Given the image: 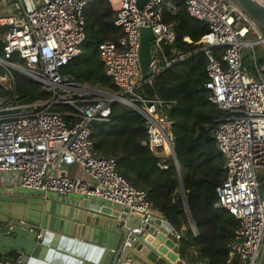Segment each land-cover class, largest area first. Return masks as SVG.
Returning a JSON list of instances; mask_svg holds the SVG:
<instances>
[{
    "label": "built area",
    "instance_id": "2783aa9c",
    "mask_svg": "<svg viewBox=\"0 0 264 264\" xmlns=\"http://www.w3.org/2000/svg\"><path fill=\"white\" fill-rule=\"evenodd\" d=\"M94 0H0L11 5L0 18L7 27L0 35L3 49L0 66L5 73L0 84L10 92L0 97V191L21 188L51 194L99 199L132 214L150 216L147 192L136 188L117 169L113 157H99L91 139L92 123L107 121L111 105L118 102L138 108L146 119L150 146L171 152L172 121L159 98L137 95L143 81L151 82L174 58L153 57L144 78L140 61L142 28L153 31V44L164 48L174 41L171 25L163 21V8L176 12L175 0H107L115 24L123 31L118 43L99 44L105 73L121 93H112L71 76L61 69L82 53L86 40L85 9ZM189 14L205 22L208 31L198 42L206 62L208 99L229 116L215 131L217 146L225 158V179L217 187L216 207L227 209L241 221L239 242L230 251L228 264H257L264 240V64L254 55L255 71L243 61L242 48L264 43V33L234 0H177ZM264 8V0H254ZM251 31L258 37L250 39ZM185 40L191 42L189 37ZM18 55L22 66L11 58ZM40 84L45 100L22 101L15 93L14 72ZM74 110L61 112L56 105ZM169 106V105H167ZM166 148V149H165ZM77 165L80 174L67 168ZM191 228L196 231L194 223ZM180 237V235H178Z\"/></svg>",
    "mask_w": 264,
    "mask_h": 264
},
{
    "label": "trees",
    "instance_id": "16d2710c",
    "mask_svg": "<svg viewBox=\"0 0 264 264\" xmlns=\"http://www.w3.org/2000/svg\"><path fill=\"white\" fill-rule=\"evenodd\" d=\"M174 3L178 7L176 12L167 6L163 8V21L171 25L175 35L174 41L164 47L165 56L190 55L185 60L173 62L151 82L143 81L136 93L164 102L173 123V146L178 163L171 152L162 155L150 146L144 116L118 102L112 103L107 121L92 123L91 139L97 156L115 158L118 172L136 188L147 192L152 210L162 214L178 231L186 226L180 245L181 257L187 263L228 264L230 251L239 242L241 221L227 209L216 207L217 187L225 179L226 160L217 146L215 131L219 121L229 114L208 99L209 92L204 86L208 76L198 42L208 26L189 14L185 2L175 0ZM85 19L86 40L82 53L61 72L90 87L121 93L106 75L98 53L99 44L118 43L124 35L115 24L111 4L107 0H94L85 9ZM6 29L0 25V35ZM11 60L25 66L16 54ZM243 61L249 70L255 71L254 60L248 63L243 56ZM257 61L264 64L262 58ZM4 73L5 69L0 66V76ZM144 78L150 77L144 74ZM14 80L15 93L22 101L48 98L39 83L21 73L15 71ZM9 94L0 84V97ZM54 110L72 112L74 109L61 104ZM259 178L264 185V175Z\"/></svg>",
    "mask_w": 264,
    "mask_h": 264
},
{
    "label": "water",
    "instance_id": "95a60500",
    "mask_svg": "<svg viewBox=\"0 0 264 264\" xmlns=\"http://www.w3.org/2000/svg\"><path fill=\"white\" fill-rule=\"evenodd\" d=\"M234 1L264 31V8L254 0ZM153 39L152 29L142 28L144 74L158 54ZM171 154L177 162L174 147ZM20 191H0V264H187L180 256L185 231L178 233L165 218L90 198L67 205ZM257 264H264V240Z\"/></svg>",
    "mask_w": 264,
    "mask_h": 264
},
{
    "label": "crops",
    "instance_id": "0c3cea01",
    "mask_svg": "<svg viewBox=\"0 0 264 264\" xmlns=\"http://www.w3.org/2000/svg\"><path fill=\"white\" fill-rule=\"evenodd\" d=\"M10 9H11V5H9V4H6L5 6H1L0 7V18L6 17L10 13ZM0 25L3 26L1 23H0ZM161 153H162V155H165L166 152H161ZM67 170H68V173H72L73 175L74 174H77V175L80 174V169L77 165H72V166L68 167ZM16 190L18 191V190H23V189L17 188ZM20 192H22V191H20ZM26 192H29V194L38 193L40 196H43V194H41L39 192H33V191H26ZM46 198H49V199L52 198V199H55V200H58L61 202H65L67 205H72L76 202H79L82 199L81 196H76V195H68L65 197H61V196L55 195V194H51V195L47 196ZM92 201H93V203H97V204L102 205V206L107 205L106 203H104L103 201H101L99 199H92ZM152 214L157 216V217L164 218V216L157 211H154ZM186 229H187L186 226H184L182 231H186ZM178 233H181V231H178ZM180 256H181V254H180ZM185 262H186V260H185ZM187 264H189V263H187Z\"/></svg>",
    "mask_w": 264,
    "mask_h": 264
},
{
    "label": "rangeland",
    "instance_id": "374dc122",
    "mask_svg": "<svg viewBox=\"0 0 264 264\" xmlns=\"http://www.w3.org/2000/svg\"><path fill=\"white\" fill-rule=\"evenodd\" d=\"M260 31L262 33H264V31L262 30L261 27H259ZM250 39H255L258 37L257 33H255V31H251V33L248 36ZM165 54V50L162 47L158 48V57L162 58ZM242 54L245 57L246 62L250 63L253 60L254 55L257 58H262L264 60V43H258L255 48L253 49L252 47H244L242 48ZM101 89V88H98ZM103 90V89H101ZM108 91V90H107ZM111 92V91H110ZM166 149V148H165ZM168 151V149H166ZM167 153V152H166ZM165 153V154H166ZM70 175L72 176L73 174L70 173ZM261 192H262V197L264 198V185L261 186ZM22 192L25 190H21Z\"/></svg>",
    "mask_w": 264,
    "mask_h": 264
}]
</instances>
